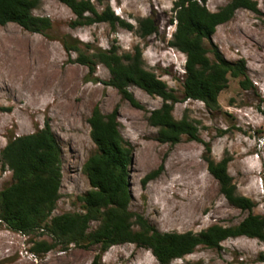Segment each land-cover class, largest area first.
Here are the masks:
<instances>
[{
  "label": "rangeland",
  "instance_id": "374dc122",
  "mask_svg": "<svg viewBox=\"0 0 264 264\" xmlns=\"http://www.w3.org/2000/svg\"><path fill=\"white\" fill-rule=\"evenodd\" d=\"M91 1L103 10L104 5ZM174 1L109 0L114 13L134 30L112 29L108 23L73 28L75 15L58 0H42L34 10L35 15L51 19L48 36L15 23L0 25V153L12 138L35 133L50 122L62 151L60 198L53 216L83 212L81 198L91 189L83 166L97 152L88 122L96 105L104 114L117 111L120 132L134 149L129 167L130 210L152 227L163 233H199L215 224L235 226L249 215L220 192L219 182L208 171L204 142L211 144L215 161L230 158L228 171L238 193L255 203L254 214L264 215V0H254L259 13L239 9L213 35L214 45L226 59L246 61L254 85L244 89L240 78L229 77L214 109L184 99L186 56L169 44L176 29V22H171ZM229 1L208 0L207 7L216 12ZM149 16L159 30L143 39L136 32L137 21ZM65 35L78 40L83 50L86 44L102 49L115 46L123 54L139 47L145 67L179 97L173 116L181 119L187 114L203 142L186 135L177 144L159 142L158 128L149 117L163 99L132 85L129 90L142 108L133 106L105 84L111 74L101 63L94 75L98 81L89 80L88 68L76 61L77 53L64 49ZM206 45L211 47L209 42ZM209 57L214 58L213 52ZM149 174L155 176L144 184ZM13 182L12 171L0 161V190ZM98 226L94 221L90 230ZM33 239L52 241L42 233L14 232L0 221V264H94L95 259L98 264H159L151 250L135 243L117 244L105 252L100 245L72 244L39 255L31 250ZM263 254L259 239L230 237L218 249L199 246L171 264H264Z\"/></svg>",
  "mask_w": 264,
  "mask_h": 264
},
{
  "label": "trees",
  "instance_id": "16d2710c",
  "mask_svg": "<svg viewBox=\"0 0 264 264\" xmlns=\"http://www.w3.org/2000/svg\"><path fill=\"white\" fill-rule=\"evenodd\" d=\"M41 1L0 0V25L15 23L29 32L48 36L51 19L34 14ZM58 1L67 5L75 15L71 23L73 28L108 23L112 29H135L114 13L109 0H97L104 5L102 11L91 0ZM207 2L174 1L175 17L171 22H176V29L169 44L186 56L184 99L201 101L214 109L219 107L218 97L228 86L229 77L240 78L244 89H251L254 85L247 74L246 61L226 59L214 45L213 35L217 27L230 21L239 9L257 13L259 9L254 0H230L212 12ZM137 22L136 32L141 38L158 33V23L152 16ZM61 43L67 53H77L76 61L88 68L89 80L98 81L94 75L99 63L106 66L111 78L105 84L116 88L133 106L142 108L129 90L132 85L163 99V105L152 111L149 117L150 124L158 128L159 142L177 144L184 135L203 142L198 127L187 114L181 119L173 116L179 97L155 72L145 67L139 47L132 53L123 54L115 46L102 49L86 44V50H83L81 43L70 35H65ZM210 52L214 54L213 59L209 57ZM88 122L97 152L83 166L91 186L81 198L83 212L53 216L60 198L62 151L49 121L35 133L12 138L0 153L2 165L12 171L14 181L0 190V221L10 230L25 236L36 233L50 236L51 242L31 241L34 253L46 254L56 247L66 250L72 244L82 247L100 245L101 251L105 252L114 245L129 242L151 250L159 264H171L173 260L193 253L199 246L218 249L230 237L246 236L264 243V215L254 214L255 203L238 193L228 171L230 158L215 161L211 157L210 143L204 142L208 171L219 182L220 192L228 202L248 211L249 215L231 227L215 224L199 233H163L152 227L143 216L130 210L129 167L134 149L120 132L117 111L104 114L96 105ZM154 176L149 174L144 184ZM94 221H98L99 226L90 230ZM135 225L138 229L134 228ZM97 262L95 259L94 264Z\"/></svg>",
  "mask_w": 264,
  "mask_h": 264
},
{
  "label": "clouds",
  "instance_id": "9594fccd",
  "mask_svg": "<svg viewBox=\"0 0 264 264\" xmlns=\"http://www.w3.org/2000/svg\"><path fill=\"white\" fill-rule=\"evenodd\" d=\"M176 24V23H175Z\"/></svg>",
  "mask_w": 264,
  "mask_h": 264
}]
</instances>
